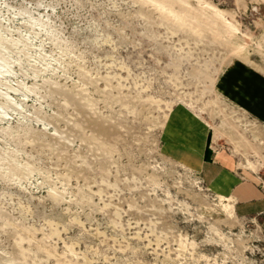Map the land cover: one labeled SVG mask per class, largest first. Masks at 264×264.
Returning <instances> with one entry per match:
<instances>
[{"label":"rangeland","instance_id":"rangeland-1","mask_svg":"<svg viewBox=\"0 0 264 264\" xmlns=\"http://www.w3.org/2000/svg\"><path fill=\"white\" fill-rule=\"evenodd\" d=\"M244 69L263 101L264 0H0V264H264Z\"/></svg>","mask_w":264,"mask_h":264},{"label":"crops","instance_id":"crops-1","mask_svg":"<svg viewBox=\"0 0 264 264\" xmlns=\"http://www.w3.org/2000/svg\"><path fill=\"white\" fill-rule=\"evenodd\" d=\"M227 75L224 74V77ZM244 75H246L247 79L242 78V84L238 86V96H236V100H238L239 104L243 105V107L252 109V112L262 120L264 123V98L263 101L259 99V101H255L252 99L256 95L254 92V85H248V80H251L252 75L244 69ZM249 77V78H248ZM207 135V132H206ZM205 138L202 140V152H200V160H198V164L196 167L203 166L204 171H206L209 175L214 174L212 178V184L221 190H232L233 183H237L236 179L229 173L226 169L220 168L218 165H214V168L208 164H204L203 159L207 157V151L205 149ZM204 142V144H203ZM223 159L222 163H227L229 160ZM222 167V166H221ZM250 182L241 183L236 188L240 189L237 191L239 193V198L241 201H238V210L242 214L249 215H261V226L264 230V195L256 188V186L252 183V175L248 177ZM252 178V179H251ZM236 196V197H237ZM238 198V197H237ZM238 198V199H239Z\"/></svg>","mask_w":264,"mask_h":264},{"label":"built area","instance_id":"built-area-1","mask_svg":"<svg viewBox=\"0 0 264 264\" xmlns=\"http://www.w3.org/2000/svg\"><path fill=\"white\" fill-rule=\"evenodd\" d=\"M261 179V178H260ZM261 182L264 184V179H261Z\"/></svg>","mask_w":264,"mask_h":264}]
</instances>
